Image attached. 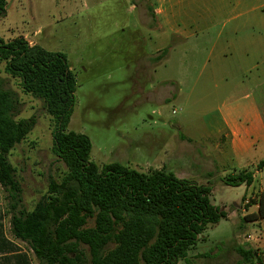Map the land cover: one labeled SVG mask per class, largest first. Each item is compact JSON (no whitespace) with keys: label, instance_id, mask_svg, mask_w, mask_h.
<instances>
[{"label":"rangeland","instance_id":"obj_1","mask_svg":"<svg viewBox=\"0 0 264 264\" xmlns=\"http://www.w3.org/2000/svg\"><path fill=\"white\" fill-rule=\"evenodd\" d=\"M7 2L0 37L37 42L32 32L39 29V37L47 39L44 47L66 54L78 82L68 129L89 135L92 161L100 166L117 161L145 172L165 167L179 178L212 186L213 203L228 217L209 225L178 264H245L240 245L256 250L258 264H264V220L243 219L264 190V142L235 156L222 135L211 136L223 118L246 125L256 110L264 117V0H167L162 7L179 34L169 32L165 44L159 40L166 55L165 49L150 53L156 44L145 38L149 53L142 67L127 52V26L141 12L139 0ZM151 3L141 2L145 17ZM0 76L21 100L17 119L37 121L10 154L23 206L31 210L47 194L50 179L61 181L67 166L53 152L54 120L44 101L25 93L5 62ZM242 170L256 174L252 189L222 181ZM11 216L8 192L0 185L5 236L39 264L29 245L14 237Z\"/></svg>","mask_w":264,"mask_h":264},{"label":"trees","instance_id":"obj_2","mask_svg":"<svg viewBox=\"0 0 264 264\" xmlns=\"http://www.w3.org/2000/svg\"><path fill=\"white\" fill-rule=\"evenodd\" d=\"M7 4L0 0V20ZM1 62L25 93L44 101L54 120L53 152L67 166L61 181L51 178L47 194L26 210L10 154L37 121L34 116L17 119L21 100L0 76V185L10 200L11 231L29 245L39 264H178L209 225L228 217L213 203L210 184L179 178L165 167L145 172L117 161L100 166L91 160L89 135L68 129L78 82L65 53L31 46L24 36L0 37ZM254 180L247 170L222 178L225 185L247 188ZM253 204L257 212L244 220L264 218V190ZM237 250L242 263L260 261L252 248ZM0 257L2 264H32L5 236L2 222Z\"/></svg>","mask_w":264,"mask_h":264},{"label":"crops","instance_id":"obj_3","mask_svg":"<svg viewBox=\"0 0 264 264\" xmlns=\"http://www.w3.org/2000/svg\"><path fill=\"white\" fill-rule=\"evenodd\" d=\"M149 1H152L151 5L154 6V8H151L153 13H151L150 16L145 17L146 15L143 13V9L141 8V2H143V0H139L141 12L133 17L135 23L127 26V30L131 38L127 43V46H129V51L127 52L129 54H134L132 55L134 62H139L141 67L144 62V54L149 53V50L147 49L148 46L145 45V38L148 45L151 44V46H154L153 44H156L154 51L150 52L154 54V52L165 49L166 45L164 44L167 42L169 32L179 34V31L176 29V25H171L172 20L170 16L165 13L164 8L162 7L167 0ZM32 33L38 41L34 42L32 39H26L32 41L34 44L39 43L43 45V41L47 40L46 37L43 39L39 37V29ZM182 37L187 38V32H184ZM159 40H164V44L159 43ZM155 59H157V56ZM157 62H159V60H157ZM251 121L252 123L250 124L242 125L238 123L237 120L234 121L232 119L223 118L221 122L213 128L211 136L222 135V142L225 143V148L231 149L235 156L243 155L251 149L257 147L259 143L264 142V117L261 111H254ZM220 146V143L217 142L216 147L219 148ZM254 178H256L255 173ZM253 185L254 182L248 190L250 188L252 189ZM255 207L256 208L253 212H257L258 204H255ZM262 220H264V218L252 222H258L260 224Z\"/></svg>","mask_w":264,"mask_h":264},{"label":"built area","instance_id":"obj_4","mask_svg":"<svg viewBox=\"0 0 264 264\" xmlns=\"http://www.w3.org/2000/svg\"><path fill=\"white\" fill-rule=\"evenodd\" d=\"M28 42H29V44L32 46V45H34V43L32 42V41H30V40H27Z\"/></svg>","mask_w":264,"mask_h":264}]
</instances>
